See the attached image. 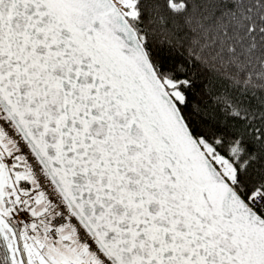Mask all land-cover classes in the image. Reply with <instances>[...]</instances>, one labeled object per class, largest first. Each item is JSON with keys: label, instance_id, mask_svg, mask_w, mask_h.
Segmentation results:
<instances>
[{"label": "snow or ice", "instance_id": "1", "mask_svg": "<svg viewBox=\"0 0 264 264\" xmlns=\"http://www.w3.org/2000/svg\"><path fill=\"white\" fill-rule=\"evenodd\" d=\"M0 264H264V0H0Z\"/></svg>", "mask_w": 264, "mask_h": 264}, {"label": "trees", "instance_id": "2", "mask_svg": "<svg viewBox=\"0 0 264 264\" xmlns=\"http://www.w3.org/2000/svg\"><path fill=\"white\" fill-rule=\"evenodd\" d=\"M175 59L177 61H180L181 59H183L184 57H186L188 55L187 51L185 49H178L175 52ZM193 71H195L197 73L196 79L197 82L199 83L200 81H203L204 83H207L208 81V77H209V73L201 68L195 67L192 69Z\"/></svg>", "mask_w": 264, "mask_h": 264}]
</instances>
